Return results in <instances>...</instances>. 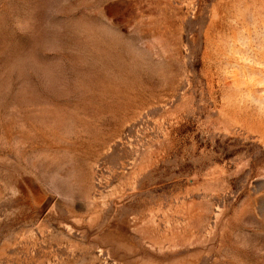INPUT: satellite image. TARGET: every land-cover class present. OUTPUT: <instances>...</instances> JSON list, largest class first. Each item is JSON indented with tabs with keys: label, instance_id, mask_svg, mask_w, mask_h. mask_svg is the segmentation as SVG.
Listing matches in <instances>:
<instances>
[{
	"label": "rangeland",
	"instance_id": "rangeland-1",
	"mask_svg": "<svg viewBox=\"0 0 264 264\" xmlns=\"http://www.w3.org/2000/svg\"><path fill=\"white\" fill-rule=\"evenodd\" d=\"M0 264H264V0H0Z\"/></svg>",
	"mask_w": 264,
	"mask_h": 264
}]
</instances>
